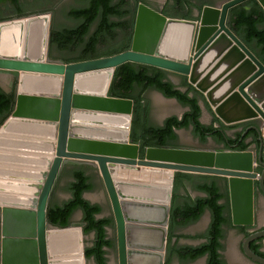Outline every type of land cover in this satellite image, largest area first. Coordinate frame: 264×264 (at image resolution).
Returning a JSON list of instances; mask_svg holds the SVG:
<instances>
[{"label": "water", "instance_id": "95a60500", "mask_svg": "<svg viewBox=\"0 0 264 264\" xmlns=\"http://www.w3.org/2000/svg\"><path fill=\"white\" fill-rule=\"evenodd\" d=\"M244 1L204 6L198 20L169 18L140 3L129 50L74 63L49 59V15L0 22V86L6 94V84L15 87L11 114L0 125V191L12 192L19 200L0 204V264H75L68 251L72 233L80 239L78 264H86L84 224L58 228L46 219L50 195L65 166H89L99 173L112 209L119 264H148L153 258L158 261L154 264H164L178 172L226 178L232 226L253 224L255 181L264 195V129H255L256 152L149 147L140 154V146L130 138L132 100L107 95L115 70L130 62L186 76L226 126L264 121V65L227 27L229 10ZM256 1L264 11V0ZM39 18L45 22L42 56L1 47L7 27ZM31 30H26L27 42ZM21 35L19 29V39ZM96 75H106L102 92L80 89V81ZM199 106L203 113L202 101ZM224 109L242 115L225 120L220 112ZM256 163L263 166L260 175L254 172ZM83 198L89 201L85 194ZM153 231L159 234L158 245H153L158 255L141 251L152 246L146 237ZM62 232L67 236L59 240ZM259 238H264V229L246 237L241 246L248 259L264 264V258L249 249Z\"/></svg>", "mask_w": 264, "mask_h": 264}, {"label": "trees", "instance_id": "16d2710c", "mask_svg": "<svg viewBox=\"0 0 264 264\" xmlns=\"http://www.w3.org/2000/svg\"><path fill=\"white\" fill-rule=\"evenodd\" d=\"M34 5H52L55 0H32ZM82 7L72 8L67 17L76 21L73 28H52L49 36V49L59 52H70L73 55L63 59L64 63H74L86 60L109 57L129 50L134 20L125 19L130 13L124 6L126 0H78ZM140 2L141 0H135ZM176 5V17L190 19L189 0H172ZM197 7L201 12L204 5H210L203 0ZM20 0H0V22L18 19L30 15L40 14V9L31 7ZM45 9V8H44ZM230 30L248 48V50L264 65V11L256 0H246L230 10ZM165 13V12H164ZM163 13V14H164ZM172 16V15H171ZM106 48L100 50V47ZM51 60V54H50ZM167 72L151 66L124 63L114 72L108 93L109 97L130 99L133 102L132 129L130 138L133 143L139 144L142 149L149 147H171L177 140L175 131L192 129V134L204 143L210 135L218 143L223 142L222 134L213 127V124L222 125L215 117L202 94L192 87L185 76L182 77L181 87H177L167 80ZM153 89L167 99H175L181 106L188 108L181 117L171 116L162 126H151L148 123L149 107L144 101L143 94ZM199 101L212 115V123L204 125L200 122L201 108ZM14 93L6 94L0 89V125L10 115ZM221 127H224L223 125ZM226 127V126H225ZM234 128L235 126H227ZM238 137L231 140L237 142ZM246 144H240L238 150H245ZM143 152H141L142 154ZM214 176L197 175L178 172L175 174L172 199L169 214L167 251L169 257L175 255L182 262H193L202 257L205 264H224L220 251L223 246L224 225L231 226L230 218L225 215L227 204L220 201L226 196L220 192ZM186 184H193L192 189L204 194V197L191 199ZM93 185L90 177L83 170H74L72 182L68 185L70 198L61 205H50L47 208V222L58 228L69 226L72 215L80 210L81 222L84 224L82 234H93L90 247L84 249L86 260H93L95 264H106V249L113 246L106 236V229L113 225L111 218H97L101 214V207L91 204L83 195L91 191ZM183 189L184 195L179 196ZM182 198V199H181ZM181 199V201H180ZM208 210L211 214L209 227L199 236L204 242L198 246H178L175 241L180 238L176 235L178 228H184L196 221Z\"/></svg>", "mask_w": 264, "mask_h": 264}, {"label": "rangeland", "instance_id": "374dc122", "mask_svg": "<svg viewBox=\"0 0 264 264\" xmlns=\"http://www.w3.org/2000/svg\"><path fill=\"white\" fill-rule=\"evenodd\" d=\"M148 5H151L155 8H159L162 5L164 0H145ZM227 0H207L210 5L216 7L221 3ZM52 5L45 6L42 8V5H34L33 1H27L28 4L34 5L31 7H36V9H40L39 13L50 16V29L53 26L54 29L59 30L62 28H73L76 26V22L67 17V12L72 8L82 7V4L78 0H57ZM46 11V12H45ZM40 14V15H41ZM168 14L172 16L179 15L173 10L168 9ZM38 15V14H37ZM106 48L105 46L100 47V50ZM51 60H63L71 57L73 54L70 52H59L56 49H51ZM146 99L152 107L151 111V122L154 125H160L163 119L167 116L180 115L183 112V106L174 103L170 100H165L159 96V94L155 91H147L145 93ZM201 102V101H200ZM201 122L204 125H208L211 123L210 114H208L207 109L204 107L203 116L201 117ZM180 135V139L178 144L187 149H207L213 150L219 148L213 141H208L207 143H201L198 139L192 134L190 129L178 131ZM90 176V181L93 185L91 191L85 193V196L89 201L93 204H97L101 207V218H111L113 219L111 205L105 192L103 183L100 179L98 173L91 171L88 172ZM72 181L71 174L65 175L63 180L60 183L57 194L59 195V199L57 200V204H62L70 198V193L68 191V185ZM191 196L197 197L198 193L191 190ZM209 216L205 214L198 222L193 225L180 228L176 231V234L180 237L176 241L178 246H197L202 241L199 239V236L203 235L209 224ZM82 215L79 211H76L73 215L71 223H82ZM262 224V220L259 222ZM81 229V228H79ZM224 239L222 240V253L221 257L225 264H249L240 253L239 247L241 240L239 237L231 232L229 228H225L223 230ZM107 238L112 241L113 246L109 249H106V261L108 264H119L118 263V249H117V236L115 225L107 228ZM93 242V234L84 236L82 235V244L84 248L90 247ZM205 259L200 258L193 262H182L177 257H172L169 259L168 264H204ZM86 264H95L92 260H86Z\"/></svg>", "mask_w": 264, "mask_h": 264}, {"label": "flooded vegetation", "instance_id": "af4514ba", "mask_svg": "<svg viewBox=\"0 0 264 264\" xmlns=\"http://www.w3.org/2000/svg\"><path fill=\"white\" fill-rule=\"evenodd\" d=\"M22 3L26 2V1H32V0H20ZM113 1H117V0H113ZM190 1V5H187V9H190V19L189 20H198L199 19V16L197 15L198 13V10H197V7L199 5H201L202 2H198L197 0H189ZM204 2H207V0H203ZM56 4L58 3L57 0H55L53 3ZM142 3V4H145L147 5L148 7H150L151 9H154L160 13H164L163 15L166 16V17H169V18H180V17H176V16H171L170 14H168V9L170 10H173L175 11V8H176V5L174 4V1L172 0H164L162 2V5L161 7L159 8H155L151 5H148L147 2L145 0H141L140 2H136L135 0H126V4H125V8L128 9L130 11V13H128L126 16H125V19H128V20H134L135 21V15H136V10H137V6ZM204 6H212V5H204ZM203 6V7H204ZM202 7V8H203ZM46 12V11H45ZM47 13V12H46ZM45 13V14H46ZM230 13V12H229ZM41 14V13H40ZM39 15V14H38ZM181 19V18H180ZM230 20H231V15H230ZM76 22V21H75ZM77 24V22H76ZM227 27L229 28L230 30V21L229 23L227 24ZM53 28V26H51V29ZM50 29V30H51ZM231 31V30H230ZM248 49V48H247ZM50 56V49H49V46H48V57ZM50 59V57H49ZM55 61H63V60H55ZM64 62V61H63ZM167 72V71H166ZM167 80H169L172 84H174L177 89H180V90H184V88L181 87V82H182V77L183 75H180V74H176V73H171V72H167ZM186 77V76H185ZM5 88L9 91L8 94L10 93H14V96H15V87H14V84L13 85H8L6 84L5 85ZM0 89L3 91V88L0 86ZM147 91H155L157 92L156 90H153V89H149ZM146 91V92H147ZM145 92V93H146ZM145 93L143 94V98H144V101L147 102L148 104V107H149V115H148V123L149 125L151 126H162V124L164 123V121L171 117V116H167L163 119L162 123L160 125H154L152 124L151 122V111H152V107L151 105L149 104V102L147 101L146 99V96H145ZM177 104H179L177 102ZM180 105V104H179ZM186 108V107H185ZM184 108V109H185ZM185 112V111H184ZM183 112V113H184ZM182 113V114H183ZM11 114V113H10ZM203 113L201 112V117H202ZM174 116H177V115H174ZM178 117V116H177ZM200 117V119H201ZM211 123H212V119H211ZM211 123H209L208 125H210ZM203 124V123H202ZM222 124V123H221ZM224 126V127H221V126ZM222 125H219V124H213V127L217 128V130L222 134L223 136V142L222 143H218L216 142L214 139L211 138L210 135L207 136V139L204 143H207L208 141H213L217 146H219V148L217 149H213V151H220V150H233V151H246V150H251L253 152H256L257 149H258V140H257V133H256V130L255 129H264V121L261 119V118H256V119H252V120H249V121H246V122H243V123H238V124H235V125H231V126H235L234 128H228L226 125L222 124ZM226 126V127H225ZM192 132V129L189 128ZM178 131H182V130H177L175 131L176 135H177V140L175 143H173L171 145V147L173 148H185V147H182L178 144V141L180 139V135L178 134ZM238 137V141L237 142H234V143H231V140H234ZM198 139V138H197ZM198 141L200 142V140L198 139ZM202 143V142H201ZM246 144L247 145V148L245 150H238L237 148L239 147L240 144ZM135 144V143H134ZM139 145V144H138ZM140 146V145H139ZM230 147H232L230 149ZM141 149V152H144V149ZM201 150H207V149H201ZM211 150V149H210ZM141 154V153H140ZM263 162H264V157L262 158ZM77 167H80V166H65L57 181H56V184L54 186V189L50 195V199H49V206L51 205H61V204H57V200L59 199V195L57 194V191H58V188L60 186V183L61 181L63 180V178L65 177V175H67L68 173L71 174V177H72V173L74 170H76ZM83 168L85 169V174L89 176L88 172H91L93 171L91 167L89 166H83ZM97 171V170H96ZM263 171V166L259 165V164H255V167H254V172L258 173L259 175L262 173ZM99 174V173H98ZM190 174H193L194 176H197V175H204V174H195V173H190ZM208 176H213V175H208ZM90 177V176H89ZM216 179V184L217 186L219 187L220 189V192L223 193L226 197L224 199H222L220 201L221 204H227V210L225 212V215L228 216L230 218V203H229V194H228V189H227V181H226V178L224 177H219V176H214ZM101 179V178H100ZM102 181V180H101ZM72 182V181H71ZM103 183V182H102ZM192 185L193 184H186V187H187V190H188V193H189V196L191 199H196L198 197H204V194L200 193V192H197L195 190L192 189ZM104 186V185H103ZM105 189V188H104ZM191 190L198 193L199 196L197 197H192L191 196ZM106 192V191H105ZM184 195V192H183V189H180L179 190V196H183ZM172 199V198H171ZM182 199V198H181ZM180 199V201H181ZM171 206V205H170ZM253 213H254V220H253V224L251 226H240V227H234L232 226H227V225H224L222 227V230H224L225 228H229L231 230V232H233L234 234H236L239 239L241 240V243H240V247H239V250H240V253L241 255L243 256V258L245 259V261H247V263L249 264H256L254 263L252 260L248 259L245 254L243 253L242 251V241L250 236L251 234L257 232V231H260V230H263L264 229V195L260 192V190L258 189V182L255 181L254 182V193H253ZM207 214L209 216V224H210V221H211V214L208 210H206L202 216L199 218V220L205 215ZM73 216L70 218V223H69V226L71 224V220H72ZM47 219V217H46ZM198 220V221H199ZM262 220V224H260L259 222ZM196 221V222H198ZM194 222V223H196ZM230 222H231V218H230ZM113 223H114V220H113ZM194 223L190 224V225H193ZM209 224H208V227H209ZM115 225V223H114ZM188 225V226H190ZM168 227H169V224H168ZM187 227V226H186ZM207 227V229H208ZM116 229V228H115ZM180 229V228H178ZM177 229V230H178ZM176 230V231H177ZM207 231V230H206ZM206 233V232H205ZM107 234V233H106ZM177 235V234H176ZM167 239H168V229H167V237H166V248H165V255H164V264H168V261L169 259H171L172 257H177L175 255L169 257V254H168V251H167ZM200 239V238H199ZM223 239H224V233H223ZM222 239V240H223ZM203 243L204 240L203 239H200ZM222 240H221V244H222ZM176 241L175 239L172 240V243L174 244ZM177 243V242H176ZM200 243V244H201ZM199 244V245H200ZM178 245V244H177ZM198 246V245H197ZM223 246V245H222ZM192 247H195V246H192ZM0 248H1V210H0ZM223 249V248H222ZM249 249L256 255L264 258V238H259V239H256L254 241H252L249 245ZM222 253V250L220 251V255ZM105 258H106V254H105ZM178 258V257H177ZM203 259H205V262H206V258L205 257H202ZM222 259V257H221ZM92 260V259H91ZM93 261V260H92ZM196 261V260H195ZM223 261V260H222ZM94 262V261H93ZM224 262V261H223ZM106 264L107 261H106ZM205 264V263H204ZM225 264V262H224Z\"/></svg>", "mask_w": 264, "mask_h": 264}, {"label": "bare ground", "instance_id": "6f19581e", "mask_svg": "<svg viewBox=\"0 0 264 264\" xmlns=\"http://www.w3.org/2000/svg\"><path fill=\"white\" fill-rule=\"evenodd\" d=\"M216 20L213 18L212 25H214ZM33 25V26H31ZM45 22L44 19H34L33 22H18L15 24H11L7 31H4L3 39L1 42V47L6 50V52H17L18 49L21 50V52L28 51V54L32 57L36 56H42L43 55V43H42V34L41 30L44 28ZM41 28V29H40ZM22 29V35L20 36V39L18 38V30ZM31 30V37L30 41H26V30ZM36 31V34H35ZM106 83V75H96L93 76L91 79H89L87 82L84 80L79 82L80 89L84 90H90L92 92H102L105 88ZM222 116L225 120H234L241 116L242 114L240 112H231L230 110L226 111L225 109L220 111ZM163 195L160 193L159 196ZM15 195H13L12 192H1L0 191V204L4 205V202H11V201H19L18 199L14 198ZM62 233L58 234L60 236L56 237L59 240L64 239L63 237L67 235H62ZM56 235V236H58ZM158 232H150L149 235H147V239L149 238V241L147 243H150L152 246L150 249H143L141 251H148L151 254L158 255L159 251L157 247L153 248L154 243L155 246L158 245ZM69 236V235H68ZM62 237V238H61ZM70 238L72 240V245L68 249V251L71 252V258L75 262V264H78V260L80 258V252H79V238L76 234L72 233L70 234ZM152 241V242H150ZM60 247H64L61 245ZM136 250H139L136 249ZM157 259L153 258L148 264H154L157 263Z\"/></svg>", "mask_w": 264, "mask_h": 264}, {"label": "crops", "instance_id": "0c3cea01", "mask_svg": "<svg viewBox=\"0 0 264 264\" xmlns=\"http://www.w3.org/2000/svg\"><path fill=\"white\" fill-rule=\"evenodd\" d=\"M183 112H184V110H183ZM183 112H181L180 114H182ZM207 112H208V114H210V112L207 110ZM178 116V115H177ZM203 116V115H202ZM210 117H211V119H212V115L210 114ZM92 168V167H91ZM76 170H83V171H85V169L83 168V166H80V167H77L76 168ZM92 170L94 171V172H96V173H98L97 171H96V169L95 168H92Z\"/></svg>", "mask_w": 264, "mask_h": 264}]
</instances>
